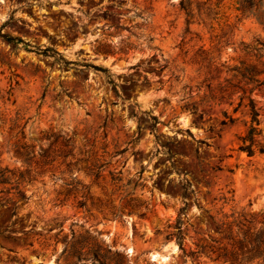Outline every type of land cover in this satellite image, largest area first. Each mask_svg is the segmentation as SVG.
<instances>
[{
	"label": "rangeland",
	"instance_id": "rangeland-1",
	"mask_svg": "<svg viewBox=\"0 0 264 264\" xmlns=\"http://www.w3.org/2000/svg\"><path fill=\"white\" fill-rule=\"evenodd\" d=\"M188 1L0 0V264H264V0Z\"/></svg>",
	"mask_w": 264,
	"mask_h": 264
},
{
	"label": "trees",
	"instance_id": "trees-1",
	"mask_svg": "<svg viewBox=\"0 0 264 264\" xmlns=\"http://www.w3.org/2000/svg\"><path fill=\"white\" fill-rule=\"evenodd\" d=\"M241 5V10L246 12L252 7L246 5V0H239ZM180 6L182 10L186 11L189 18L193 17L192 3L188 0H181ZM188 23H190L188 21ZM264 85L260 83L259 86ZM250 110H251V124L247 133L244 136L239 137V148L238 151L241 153H246L249 157L255 155V147L257 145V138L260 135L259 125V112L256 109V105L253 99H250ZM259 153L264 155V148L259 150ZM5 182V181H2ZM184 211V209H182ZM216 232H227L228 239L232 242V252L224 255L223 257L231 256L234 261H239L240 259L252 262L256 259H262L264 263V213L261 215V219L254 224V220H250L246 215H240V217L232 222L228 223H217L214 222ZM234 226H236L237 232H234ZM178 234L177 242L180 248L183 247L182 238V221L177 222ZM216 242L215 240H212Z\"/></svg>",
	"mask_w": 264,
	"mask_h": 264
},
{
	"label": "bare ground",
	"instance_id": "bare-ground-1",
	"mask_svg": "<svg viewBox=\"0 0 264 264\" xmlns=\"http://www.w3.org/2000/svg\"><path fill=\"white\" fill-rule=\"evenodd\" d=\"M176 249H177V248L175 247V248L173 249V251L175 252ZM159 256L162 257L163 259H166V258H167V257L164 256V255H158V254L154 255L153 258H154V259H157Z\"/></svg>",
	"mask_w": 264,
	"mask_h": 264
}]
</instances>
